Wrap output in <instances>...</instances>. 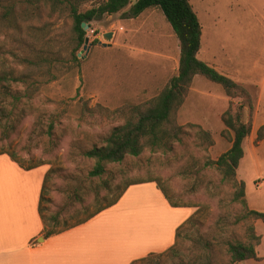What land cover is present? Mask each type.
Segmentation results:
<instances>
[{
    "label": "rangeland",
    "instance_id": "obj_1",
    "mask_svg": "<svg viewBox=\"0 0 264 264\" xmlns=\"http://www.w3.org/2000/svg\"><path fill=\"white\" fill-rule=\"evenodd\" d=\"M137 1L132 0L116 15H105L92 22L87 30L86 49L85 44L78 45L69 13H54L49 6L42 7L38 16L23 23L20 32L0 30V56L11 63L13 55L39 58L45 65L43 73L35 77L42 85L34 99H23L17 110L8 102V111L13 109L9 119L0 110L1 123L17 127L8 139L0 131V148L14 153L26 166L44 164L41 167L49 175L42 203L45 219L61 214L62 224L74 223L95 211L98 205L95 191L100 185L109 182L112 187L111 193L101 194V203L105 204L123 183L151 179L169 189L178 205L192 206L195 213L201 209L193 224L182 229L175 247L162 254L152 253L155 256L139 264H230L229 245L246 242L248 226L255 227L262 241L256 249L257 260L240 264H264V224L243 220L245 210L233 203L234 190L221 182L214 168L206 166L232 147L233 134L223 123L231 101L234 106L244 105L246 120L250 119L251 111L246 101L230 99L220 85L202 76L195 78L178 113L184 135L171 152L146 150L139 157H127L120 164L109 165L101 179L89 177L94 162L85 158L84 153L102 147L111 130L122 124L107 111L150 101L178 75L179 66L174 55L165 51L166 41L161 35L165 26L175 35L172 26L159 8H151L153 13L146 19L150 26L156 27L155 36L148 34L143 27L145 23L135 26L127 13ZM190 1L196 6L199 19L206 18L211 25L210 37L204 39V51L212 50L218 72L245 87L252 96L253 131L244 142L245 157L237 178L246 184L249 209L264 212V139H258L264 126V0ZM99 5L98 1L88 2L80 11ZM160 27L163 31L157 34ZM107 33H114L112 40L104 38ZM46 67L51 74H47ZM26 89L14 87L20 95ZM194 126L212 134V147L202 143ZM158 220L151 221L147 215L127 219L124 230L122 227L123 231L117 232L122 235L123 249L131 255L161 245L167 236L162 235L163 221L159 226ZM122 252L115 255L124 256Z\"/></svg>",
    "mask_w": 264,
    "mask_h": 264
},
{
    "label": "trees",
    "instance_id": "obj_2",
    "mask_svg": "<svg viewBox=\"0 0 264 264\" xmlns=\"http://www.w3.org/2000/svg\"><path fill=\"white\" fill-rule=\"evenodd\" d=\"M92 1H98L100 3L99 7L86 12L80 11L83 4ZM131 3L132 0H0V30L20 32L23 23H27L38 16L42 7L49 6L54 13L61 11L69 13L73 19L74 36L78 40L79 47H81L85 44L87 38V30L83 24L91 28L92 22L100 20L105 15H116ZM151 8H159L163 12L180 41L181 56L178 75L170 79L162 92L150 101L137 106L126 105L114 111H107L116 122L121 121L122 124L111 130L102 147H94L84 153L85 158L94 162L89 177L91 179H101L107 174L109 165L120 164L127 157H139L146 150L152 153L171 152L173 145L182 142L184 135V127L178 124V113L186 102L195 78L202 76L210 82L220 85L230 99L240 98L249 105L251 115L250 119L246 120L244 105L234 106L233 101H231L230 108L223 115V123L226 130L233 134L232 147L218 160L208 161L206 166L214 168L219 173L221 182L234 190L233 203L241 205L245 210L242 219H253L264 224V212L249 209L246 199V184L237 178L241 161L245 157L244 142L253 131L254 106L251 94L245 87L199 59L198 55L202 49L203 27L190 0H138L130 8L127 17L129 19L137 18ZM13 57L15 59L11 63L10 60L0 56L2 70L0 72V110L6 114L7 119L10 118L13 109L17 110L23 99L31 101L34 99L35 93L41 90L42 84L37 83L35 77L45 70V65L39 58L30 59L17 55H13ZM46 68L47 74H51V69ZM16 86H25L27 88L25 94H16L14 91ZM8 102L13 106L10 112L6 106ZM194 127L198 128L199 139L202 140V143L212 147L214 145L212 134L200 126ZM16 128V124L8 126L7 124L3 125L0 121V131L4 139H8ZM51 129H53V124ZM263 131L264 126L260 128L258 133L260 141L264 139ZM5 155L25 171H31L44 165L37 163L26 166L17 159L14 153H9L0 148V157ZM48 178L49 175L46 174L39 206L45 238L60 235L86 224L102 212L117 205L127 190L134 185L155 183L171 207L193 208L192 206H181L175 203L169 189L162 185L160 181L153 179L125 182L114 197L105 200V204H102V192H112L111 184L106 182L105 185L97 187L95 191L98 205L94 212L74 223L62 224L61 214L53 215L50 219H45L42 215V203L45 200L44 194ZM201 212V209H198L177 230V240L182 229L186 225L193 224ZM246 240V242L229 245L230 264L257 260L256 249L261 245L262 238L257 234L254 226H248ZM153 256L155 254H150L132 264L146 263Z\"/></svg>",
    "mask_w": 264,
    "mask_h": 264
},
{
    "label": "crops",
    "instance_id": "obj_3",
    "mask_svg": "<svg viewBox=\"0 0 264 264\" xmlns=\"http://www.w3.org/2000/svg\"><path fill=\"white\" fill-rule=\"evenodd\" d=\"M192 6L195 10L196 6ZM152 13L153 11L148 9L139 17L130 20L135 26L145 23L143 27L148 34L155 36L153 29L156 30V27L150 26L149 20L146 21ZM196 13L200 17L199 13ZM200 22L203 36L198 57L219 71L212 50L204 51V39L210 37L211 25L206 18L204 21L200 18ZM163 28L160 27L157 34L161 33ZM161 35L166 41L165 51L171 56L174 55V62L179 66L181 47L180 43L175 41L176 34H172L165 26ZM46 174L44 167L24 171L8 156L0 157V264H132L134 260L152 253H164L174 247L177 242V230L195 214L193 208L171 207L155 183L134 185L127 190L117 205L86 224L45 238L39 206ZM186 211L188 214L184 213ZM140 215L149 216L151 221L159 219V226L162 220V229L165 230H162V235L168 238L150 251L130 255L123 249L122 235L119 236L120 232H117L124 230V222L127 219L136 220ZM112 226L115 227L114 230H108ZM42 238L43 241H40ZM116 241H119V244ZM120 250L125 255L118 257L115 254Z\"/></svg>",
    "mask_w": 264,
    "mask_h": 264
},
{
    "label": "water",
    "instance_id": "obj_4",
    "mask_svg": "<svg viewBox=\"0 0 264 264\" xmlns=\"http://www.w3.org/2000/svg\"><path fill=\"white\" fill-rule=\"evenodd\" d=\"M83 26L85 27L86 30L90 29V26H88L86 24H83ZM113 37H114V33H107L104 35V38L108 41L112 40ZM88 46H89V39L87 38L85 41V49L88 48ZM104 46H111V45L104 44ZM40 241H43V238L40 239Z\"/></svg>",
    "mask_w": 264,
    "mask_h": 264
}]
</instances>
